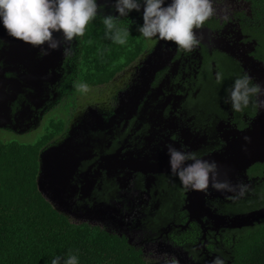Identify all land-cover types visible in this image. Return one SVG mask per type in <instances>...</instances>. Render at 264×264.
<instances>
[{
	"label": "flooded vegetation",
	"instance_id": "1",
	"mask_svg": "<svg viewBox=\"0 0 264 264\" xmlns=\"http://www.w3.org/2000/svg\"><path fill=\"white\" fill-rule=\"evenodd\" d=\"M97 2L98 15L90 23L115 15L112 0ZM255 3L226 0L224 11L195 30L200 42L191 51L171 41L144 38L138 31L141 14L136 11L120 17L117 25L134 32L143 49L112 78L97 84L79 75L86 55L84 35L40 56L39 48L9 37L0 27L4 41L0 47V130L28 136L40 129V137L54 131L38 152L39 158H46L45 151L54 148L46 161L49 187L65 191L72 209L90 217L94 213L118 232L88 220L76 222L124 237L142 254L143 248L133 243L136 239L159 253L165 252L166 243H178L185 251L175 264H212L218 255L225 256L227 263L233 256L229 238L264 221V160L242 170L241 163L229 168L238 151L234 144L241 141L238 135L252 127L263 109L250 104L238 113L225 103V89L238 74L247 73L264 87L263 22L262 15H256L261 7ZM55 36L61 39L59 33ZM95 45L91 46L94 57L87 55L92 61L98 59ZM129 70L144 79H127ZM114 79L126 82L112 91V101L97 97L87 112L80 109V84L101 86ZM140 86L143 91L137 96ZM205 88L213 94L207 96ZM121 101L130 102L129 108ZM118 103L127 109L125 113L118 111ZM98 111L104 122L118 114L127 120L121 126L117 119L120 128L95 137L75 132L68 144L65 135L81 121L87 126L89 115ZM52 121H62V128L56 130ZM82 129L89 133L87 127ZM167 145L215 161L218 179L230 181L233 190L218 191L211 182L206 190L185 188L170 171ZM258 208L262 213L255 220L233 225L234 217ZM218 244L222 248L217 254L213 249Z\"/></svg>",
	"mask_w": 264,
	"mask_h": 264
},
{
	"label": "trees",
	"instance_id": "2",
	"mask_svg": "<svg viewBox=\"0 0 264 264\" xmlns=\"http://www.w3.org/2000/svg\"><path fill=\"white\" fill-rule=\"evenodd\" d=\"M258 5L261 12L256 10V15L264 17V0H256ZM104 32L102 22L86 26V55L79 71L85 82L108 81L143 49L131 30H127L128 48L106 39ZM95 43L98 59L92 61L87 55L94 57ZM51 123L56 130L62 128V121ZM49 132L33 142L0 139V264H51L54 256L66 257L70 250L78 254L79 264H152L126 238L99 226L71 222L44 197L38 186V152L55 133ZM229 241L233 256L226 264H264V221L242 229Z\"/></svg>",
	"mask_w": 264,
	"mask_h": 264
},
{
	"label": "clouds",
	"instance_id": "3",
	"mask_svg": "<svg viewBox=\"0 0 264 264\" xmlns=\"http://www.w3.org/2000/svg\"><path fill=\"white\" fill-rule=\"evenodd\" d=\"M112 3L115 15L109 14L102 19L106 39L126 44L129 33L127 30L122 32L117 21L136 11L141 14L142 24L138 31L144 38L171 41L179 48L191 51L200 42L195 30L219 11H224L222 6L226 0H112ZM98 12L97 0H0V27L9 37L39 48V55L45 56L50 50L62 48L74 38L83 36L86 26L96 19ZM56 33L61 39L56 38ZM3 44L0 40V47ZM63 50L69 51L68 48ZM79 89L86 92L88 86L82 83ZM225 92V103L235 112L244 111L250 104L264 109V98H261L264 87L247 73L236 75ZM166 147L170 171L185 188L206 190L211 182L218 191L233 190L230 181L218 179L215 161L197 158L194 153L173 145ZM51 264H79V257L70 250L66 257L54 256ZM212 264H226V261L216 256Z\"/></svg>",
	"mask_w": 264,
	"mask_h": 264
},
{
	"label": "rangeland",
	"instance_id": "4",
	"mask_svg": "<svg viewBox=\"0 0 264 264\" xmlns=\"http://www.w3.org/2000/svg\"><path fill=\"white\" fill-rule=\"evenodd\" d=\"M127 79H130L132 81L133 79H144V77L142 76L141 73L137 75L136 70H131V71L129 70V77H127ZM125 82H126V79H114L112 82H110L106 85L88 87V90L86 92L81 91V94L79 96L80 97L79 101L82 102L83 105L80 109L85 110L87 112L88 111V105L93 101L92 100L93 98L99 97V98H103L105 100V97H107L109 100L112 101V97H111L112 91L115 89V87L117 88V86H120L122 83H125ZM136 91H137V96H138V94L141 93L143 90L140 86L139 88H136ZM204 92L207 96H211L213 94V90H210L207 88L204 89ZM121 104L123 106H125V108H129L130 102L125 105L121 101ZM117 108L121 114H123L127 111V109L122 108L119 103H118ZM98 112L94 113V114H92L90 112L91 115H89L90 119L87 120L89 122L87 124V126H83V122L81 121L79 126H77L74 129V131L70 132L68 135H65L66 136L65 141L68 143V141L72 140L71 136L74 135L75 132L79 133L80 130L82 131L83 134H87L90 137H95L97 133L102 135L105 131L110 132L114 128H120V127H117V125H116L117 119H119L121 126L123 124H125V122L127 120L126 117L123 118L117 112L118 118H110L109 121L104 122L103 116L100 114L101 112L100 111H98ZM138 113L142 114L140 111ZM99 114L101 115L102 119L100 118ZM137 116H139V114H137ZM254 122H255V120H254ZM253 123H252V125H253ZM38 124H39V122H38ZM84 127H87V129L89 130V133L86 132L85 129H82ZM92 128H94V130ZM40 134H41L40 129L37 130L36 134L28 135V136H19L14 131L0 130V139L4 140V141H6V140H17L19 142H29V141L33 140V138H34L33 136H35L36 137L35 139L37 140L40 137ZM53 149L54 148H48L45 151L46 153H48L46 155V160L43 159L41 161V165H45L44 167H42L40 169V174L42 177L40 180V187H41V193L44 195V197L61 213L65 212L66 215L69 217V219L73 222H76L78 220H81V221L88 220V221H91L92 224H99L101 226H104L109 231L110 230L116 231L115 229L114 230L110 229L108 227V223H106V221H104L103 219H100L99 217L95 216L94 213H91V217H90L88 214H82V213L78 212L77 210L72 209L69 206V200L67 199L68 196L65 195L66 192L63 191L62 189L56 190V191L51 190V188L49 187L48 184L51 185L52 181L49 178V175L47 173V171L49 170L48 169L49 165L46 164V161L49 158V154L53 151ZM57 177H61L59 173H57ZM259 202H262V201L261 200L256 201V204H258ZM257 207H259V206H256V208ZM257 211H261V213H262V210L260 208H258L256 210H253L252 212H247L246 214L241 215V216H245L244 221H241L240 218H237V216L234 217V219L232 220L233 225H238V224H241L245 221L255 220L256 216L261 215V214L257 215L255 213ZM96 214L99 215L98 212H96ZM102 224H104V225H102ZM116 232H118V231H116ZM128 235L130 236L131 233H129ZM133 243L137 247L143 248L144 257L146 260H148V262L153 261V262H156V264H172V261H175V262L180 261L179 259L184 257V255H183V253L185 251L184 248L178 243L173 244L171 241L169 243H166L165 248H164L165 252H161V253H159L157 251L152 252L151 250H153V248L145 247V245L139 239L134 240ZM168 244H170V245H168ZM221 248H222L221 245L218 244L217 247H214L213 251L218 254L217 250H219ZM197 252H199V251L197 250ZM224 258H225V256H224ZM180 264H183V263L180 262ZM186 264H189V263H186ZM194 264H196V263H194ZM201 264H204V263H201Z\"/></svg>",
	"mask_w": 264,
	"mask_h": 264
},
{
	"label": "water",
	"instance_id": "5",
	"mask_svg": "<svg viewBox=\"0 0 264 264\" xmlns=\"http://www.w3.org/2000/svg\"><path fill=\"white\" fill-rule=\"evenodd\" d=\"M238 136L241 137V141L240 143L234 144L238 151L233 157V160L229 162V168L236 169L237 164L239 165L241 163L239 167L242 170L255 161L264 160V109L263 113L261 112V114L255 119L252 128L244 132L241 136ZM43 159L46 160L45 156H40V169L45 166L41 165V161ZM41 178L42 177L39 170L38 186L40 191ZM255 213L259 215L261 214V211H257ZM64 214L66 213L64 212ZM257 217L258 216H256V218ZM237 218H240L241 221H244L245 216H237Z\"/></svg>",
	"mask_w": 264,
	"mask_h": 264
}]
</instances>
